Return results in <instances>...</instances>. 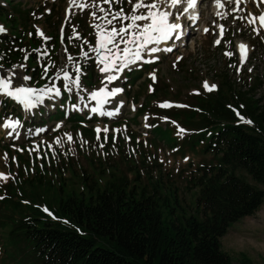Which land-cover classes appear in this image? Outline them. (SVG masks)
<instances>
[{"label": "rangeland", "instance_id": "obj_1", "mask_svg": "<svg viewBox=\"0 0 264 264\" xmlns=\"http://www.w3.org/2000/svg\"><path fill=\"white\" fill-rule=\"evenodd\" d=\"M68 3L67 0H0V5L10 12L15 5L28 10L25 23L20 17L17 18L20 21L17 30L26 25L25 36L36 34L34 53L43 57L39 62L42 70L49 69V75L53 72L54 76L61 77L56 84L59 86L57 89L59 95L56 91L48 92L31 109L18 107L14 100L4 108V100L9 97L0 94V125L6 118L20 121L15 129L5 130L0 127V173L6 177L0 178V264H40L41 261L35 260L22 236L12 232L13 226L28 211L53 210L52 208L56 206L54 201L57 200V189L64 188L67 192L74 191L77 194L85 193L87 183L83 181L81 175L87 176V172L102 185L111 172H127L132 166L130 173L132 175L138 173L140 185L160 180L162 185L175 192L186 212L192 213L195 192L187 189V182L198 166L214 164L216 160L209 153L205 154L202 150L197 148L191 150L188 147L187 137L189 130L193 128L191 125L182 126L174 123L176 131L173 133L176 134L177 141L170 132L173 128L169 127L173 126L168 120L172 111L161 110L174 109L183 113L182 107L195 104V97H204L209 92L213 93L216 90V93L219 88L224 89L222 82L225 80L236 92L247 91L249 86L245 87L243 84H249L252 86V98L259 100L260 105L264 103V36L260 32L259 34L253 32L247 20L249 12L258 13L264 10V4L257 7L251 0L246 9L243 4L240 5L239 11L233 12L232 9L236 6H233V0H230L225 5V13L220 16L224 19L228 31L225 39L219 40L217 46L214 44L215 32L213 29L211 31L209 18H206L205 21H209L207 34L204 36L191 34L188 43L180 47L173 56L166 57L158 53V57L163 58L162 62L157 66L144 68V74L138 76L137 66L145 65L143 61L152 56L149 53H141L142 59L133 64V69H124L122 73L126 74L122 77L121 84H117L125 89V94L121 98L128 104L132 103L134 107L126 104L125 107L119 108H122L120 117L103 118L87 108L94 107L95 103L88 93L99 87L116 84L102 79L105 74L101 73L99 68L103 65L93 62L94 59L85 64L90 69L79 75L71 71L76 60L68 59L69 56L73 57L69 54V49L72 48L71 39L80 34L84 35V41L95 46L94 21L90 16L93 7H87L83 12L78 11L80 13L77 17L78 25L74 21L69 22L64 31L70 41L56 52V62H53V56H50L49 46L41 45L39 41L40 39L42 43L52 41L53 36L60 38L61 29L58 24L65 18L63 12ZM117 6L123 7L125 12L130 11L127 0H122ZM48 12H51L52 20L46 23L45 14ZM203 17L209 15L204 16L203 13ZM76 25L80 34L74 33ZM0 26L5 29L3 34H11L9 26L4 22L0 21ZM37 28L43 33L42 36L37 34ZM91 29L93 32L89 37ZM239 41L247 42L251 48L250 61L242 65H239L235 57V47ZM119 47L122 48L123 45ZM21 52L23 57L32 53L29 45L22 48ZM90 52L88 50V57L94 58V53L91 52L90 56ZM23 60L14 62L13 65L17 66L15 69L3 67L0 69V75L9 69L26 75V64ZM20 65L24 67L21 68ZM62 69L68 71L69 77L72 76L73 80L78 78L79 87L69 85L68 89L61 88L65 85ZM150 73H154L158 81L150 82L147 78ZM89 75L92 85L86 86L90 84L89 80H84L83 84V78L80 76L87 78ZM36 79L37 76L32 82L29 79L22 83L32 88L47 89L37 87ZM12 80L15 86L16 77H12ZM54 83L56 81H53V86ZM205 83L208 85L207 88ZM73 88L76 89L74 92L70 90ZM137 93L138 98L134 101L133 95ZM46 97L52 100L50 104H53V107L48 113L45 111L38 116L37 108L42 107V100ZM64 97L65 100L62 99ZM148 97L153 98L151 102L154 104L158 103L156 109H161L160 111L138 112L142 99L145 101ZM165 103L171 107L160 108L159 105ZM25 111H34L35 118L32 119L29 114L26 116L28 121L25 122L22 118ZM179 119L181 121V118ZM57 123L60 127L56 129ZM32 124L35 127H32ZM157 125L161 127L157 128ZM164 127H169L170 131L169 128L165 131ZM96 128L100 129L98 133H95ZM105 128L108 129L107 132L104 131ZM8 132H12V135H8ZM167 132L174 138V142H169L164 137ZM66 134L71 135V140ZM21 154L22 161L27 163L24 166L23 162L21 164L18 162ZM90 162L94 163L93 168L89 167ZM248 181L253 183L250 179ZM13 190L17 191L18 197H15ZM34 191L39 198L33 196ZM14 200L20 204L19 207H14ZM221 246L231 257L232 264H264V204L253 216L233 223L221 238ZM242 257L247 258L248 263H241Z\"/></svg>", "mask_w": 264, "mask_h": 264}, {"label": "trees", "instance_id": "obj_2", "mask_svg": "<svg viewBox=\"0 0 264 264\" xmlns=\"http://www.w3.org/2000/svg\"><path fill=\"white\" fill-rule=\"evenodd\" d=\"M11 10L0 5V21L11 33L0 36L3 67L23 60L22 48L31 49L34 42L33 34L25 36L26 25L17 30V18L25 23L28 10L17 5ZM36 71L34 66L29 74ZM222 84L224 89L195 99L198 111L172 113L193 126L190 132L195 130L187 137L188 147L216 160L198 166L187 182L195 192L192 213L160 180L140 185L138 173H130L132 166L111 172L102 185L84 169L85 193L57 189L54 219L31 210L12 232L22 236L40 264H232L221 238L264 204V103L252 98L249 84H243L249 86L245 92H236L227 80ZM164 137L175 141L169 132ZM33 196L39 198L36 191ZM13 205L20 206L15 200ZM241 263L248 259L242 257Z\"/></svg>", "mask_w": 264, "mask_h": 264}, {"label": "snow or ice", "instance_id": "obj_3", "mask_svg": "<svg viewBox=\"0 0 264 264\" xmlns=\"http://www.w3.org/2000/svg\"><path fill=\"white\" fill-rule=\"evenodd\" d=\"M69 5L75 4V0H68ZM113 2L119 4L122 0H95L91 5L86 3H79L78 8L84 10L87 7H93L99 9V14L96 11L90 12V16L93 18V28L95 29V46L89 45V51L95 54L96 61L103 65L99 68L101 73H104V79L111 81L116 79L115 74H119L121 70L127 67L129 64H134L136 61L142 59L141 53L155 54L161 49L158 47L161 42L170 41L172 38L179 39L181 35L182 25L180 23V16L177 15L172 9H179L177 5L183 8V12L187 13L192 9L197 0H187V6L185 7L182 0H127L130 6V11L125 12L123 7L118 8V10L112 11L111 6ZM242 0H235L236 7L232 9L233 12L240 10V4ZM260 7L264 4V0H253ZM216 6L222 7L221 0H214ZM103 5H108L109 8L106 10ZM217 16H221L220 12L216 13ZM99 23H95V21ZM190 20L195 22L197 20L196 16H191ZM248 23L252 26V31L259 34V32L264 29V10L258 13L249 12L247 14ZM221 34H223V26H220ZM208 29L205 28V31ZM5 31V29L0 26V32ZM37 34L43 35V33L37 28ZM45 39H50L45 37ZM87 43V41H85ZM215 43H220L216 40ZM123 45V47H119ZM240 49V61L244 62L246 59V45L240 43L238 45ZM164 52H171V47H165L162 49ZM231 55L232 53H226ZM82 56L86 53L81 52ZM69 60L72 59L71 56L68 57ZM152 60L159 59L158 56L152 55ZM179 59V57L177 58ZM150 62V61H149ZM12 69L17 66L12 65ZM19 67L23 68V65ZM0 69H3V65H0ZM79 71V68L77 69ZM63 79L65 82V87L69 85H76L79 87L78 78L75 80H69L68 71L63 70ZM239 71V69H238ZM251 71V70H250ZM152 75L155 79L154 73ZM12 77H16L17 84L13 85ZM30 77L24 75L21 72H14L11 69L6 70L3 75H0V94L5 95L23 105L25 109L33 107L35 104L39 103L42 96L46 95L48 92L56 91L59 95L57 89L48 88H32L25 86L22 81L29 80ZM205 87L208 85L205 83ZM215 87V86H213ZM120 88H113L111 91H105V87H99L95 91H90L88 95L91 99L96 101V107L92 108V112H98L100 106L105 103L110 96H114L116 93L120 92ZM161 106H167L166 103ZM112 113H108L111 115ZM20 121L12 118H6L3 120L2 125L5 130L15 129L19 125ZM250 123V121H249ZM59 126V125H58ZM97 132L100 131L99 128L96 129ZM105 132L108 129H104ZM8 135H12V132H8ZM68 139L71 140V135L66 134ZM0 178H6L3 173H0ZM47 211V209H45Z\"/></svg>", "mask_w": 264, "mask_h": 264}, {"label": "bare ground", "instance_id": "obj_4", "mask_svg": "<svg viewBox=\"0 0 264 264\" xmlns=\"http://www.w3.org/2000/svg\"><path fill=\"white\" fill-rule=\"evenodd\" d=\"M224 1H228V0H224ZM244 1V4H246V5H248L249 4V2L251 1V0H243ZM235 3V2H234ZM172 11L174 12L175 11V8L174 9H172ZM185 15H187V16H185L184 17V19H189L190 20V17H191V14H189L188 12L187 13H184ZM189 14V15H188ZM182 17V16H181ZM190 22H192L193 23V21L192 20H190ZM177 42H178V40H177ZM179 42H180V40H179ZM178 42V43H179ZM158 47H163V48H165V47H167V44H166V42H161V44L158 46ZM171 47V46H170Z\"/></svg>", "mask_w": 264, "mask_h": 264}]
</instances>
